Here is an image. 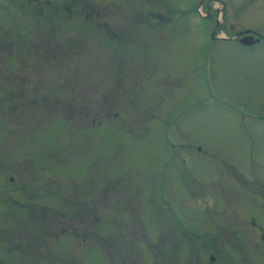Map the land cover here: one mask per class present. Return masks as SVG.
<instances>
[{"label": "rangeland", "instance_id": "obj_1", "mask_svg": "<svg viewBox=\"0 0 264 264\" xmlns=\"http://www.w3.org/2000/svg\"><path fill=\"white\" fill-rule=\"evenodd\" d=\"M200 2L0 0V264H264V0Z\"/></svg>", "mask_w": 264, "mask_h": 264}, {"label": "flooded vegetation", "instance_id": "obj_2", "mask_svg": "<svg viewBox=\"0 0 264 264\" xmlns=\"http://www.w3.org/2000/svg\"><path fill=\"white\" fill-rule=\"evenodd\" d=\"M8 1H11V3H16L17 1H19V0H8ZM201 2L203 1V0H200ZM200 2V3H201ZM208 4H209V2H208ZM25 9H27V8H25ZM211 12V10H209L208 9V14L207 15H209V13ZM232 23V22H231ZM233 24V23H232ZM240 31H242L241 32V34H237L238 36H240L239 38H238V41L240 42V38L241 37H243V36H245V35H248V34H253V36L255 37V41H254V43L251 45V47H253V46H255L256 44H259L260 42H262L263 40H264V35L263 34H261V33H259V32H257V31H254V30H250V29H240ZM212 40H215V41H217L216 39H212ZM212 42H214V41H212ZM244 46V45H243ZM247 47H250V46H247ZM261 229V228H260Z\"/></svg>", "mask_w": 264, "mask_h": 264}, {"label": "water", "instance_id": "obj_3", "mask_svg": "<svg viewBox=\"0 0 264 264\" xmlns=\"http://www.w3.org/2000/svg\"><path fill=\"white\" fill-rule=\"evenodd\" d=\"M240 42L244 45H251L254 43V37L252 35L244 36L240 39Z\"/></svg>", "mask_w": 264, "mask_h": 264}]
</instances>
